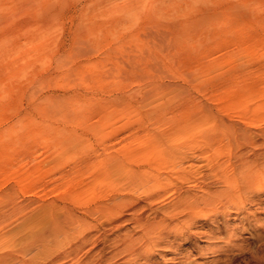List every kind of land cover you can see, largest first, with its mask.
Instances as JSON below:
<instances>
[{
  "label": "rangeland",
  "instance_id": "1",
  "mask_svg": "<svg viewBox=\"0 0 264 264\" xmlns=\"http://www.w3.org/2000/svg\"><path fill=\"white\" fill-rule=\"evenodd\" d=\"M241 127L264 129V0H0V242L95 236L126 198L84 238L102 264H264V163L252 187L238 165L264 135ZM209 193L220 210L145 251L131 215Z\"/></svg>",
  "mask_w": 264,
  "mask_h": 264
},
{
  "label": "bare ground",
  "instance_id": "2",
  "mask_svg": "<svg viewBox=\"0 0 264 264\" xmlns=\"http://www.w3.org/2000/svg\"><path fill=\"white\" fill-rule=\"evenodd\" d=\"M240 130H241V135L243 138L242 140L245 142V144H253L256 140V137H255L256 135H259V134L264 135V129H260V131L262 130V133H259L256 130H252L249 127H241ZM136 139H135L136 143L140 146H142V145L147 146L148 141H150V140H144L142 138H138L137 140ZM244 142H243V144H244ZM263 163H264V140L262 141V145L259 148H255V147L251 148L249 151L248 150L245 151V153L241 151L240 156H239V164L238 165H240L239 171H240V178H241L242 183H244L248 187L255 186V184L257 183V179L260 177V175H258V177H256V176L252 177L253 176L252 173H254L255 170H257L259 168V166L262 165ZM231 164H233V163H231ZM192 165H194V163L189 162V166H192ZM201 175H203V173H201V171H200V176ZM203 179H204V176H203ZM194 180H197V179L195 178ZM199 180H197V181H199ZM197 181L196 182L192 181L193 182L192 186H198L201 190L205 191L203 189V187H205L204 185H206L207 183L202 181V180H201L202 181L201 183H198ZM238 181H239V179H238ZM87 185H88V183H86V187H87ZM87 189H88V187H87ZM74 191H76V194L79 195L83 192V188H81V187L77 188L76 187ZM205 194L200 195V196L199 195L189 196L185 200L183 205L181 204L182 201H179V199H177L178 200L177 204L179 205V203H180V205H182V206L179 205L180 207H179V209H177V210L181 211L180 212V214L182 215L181 219H179L177 217L179 215H177V212L174 210V208H177L178 205L177 206L173 205V207H171L169 209L167 207V209H165V211L162 214H158L157 209L154 208L150 204V206L147 207L150 211H148V212L144 211V208H143L142 210H139L140 212L136 211V213L139 212L137 215L135 214L136 216H133L134 214L131 215L132 217L130 219H132L133 222L136 223L137 226H139L141 229V232H140L141 234L139 236H137L136 238H138L139 240H142L144 242V249H146L145 251L148 252V250L151 247L157 245L160 242L161 238L166 234V231H168V229L171 227L173 228V224H175L176 222H183L181 224H184V225L186 224V227H189L191 224H194V222L196 221V219L199 216L201 218L202 217L207 218V217H210L209 216V214H211L210 210L211 211L215 210L216 212L218 210H220V209H218L217 201L213 200V195H211V193H209V195H205ZM146 195H147L146 198H148V199L152 198L151 193L150 194L147 193ZM155 195H157V194H155ZM155 195H154V197H155ZM177 196L178 197L180 196L179 192L177 193ZM234 196H236V195L234 194ZM183 197H185V196H183ZM124 200H126V198H122L121 201H118V200L114 201L113 200L112 202H106V203L101 205V208H99V209H100V212L102 213V215L104 216V218H106V221H107L106 224L107 225H105V226L103 225L102 233L96 234L95 236H93V233H91L92 232L91 229H87V230L84 229V231L81 232L80 235H77L75 237V239L71 240L70 238H68L69 227H66L62 224H59V225H53L52 224V225L48 226L49 229L46 227H40L37 230L36 229L33 230V228H32L31 229L32 231L30 232V235H29V237H30L29 241L27 240L25 242H7L5 244H4V242H0V264H102L101 262H99L96 259V257L93 255V253L92 254H88V253L91 251V249L93 248V244H95V242H97L98 239L105 237L107 235L106 229H112V228L119 227L120 224L117 221L118 217L116 218V220L112 219L113 218L112 214L122 211V210L121 211H119V210L121 209L122 202ZM152 202H154V201L152 200ZM218 202L220 203V205L221 204H223V206L226 205L225 201L224 202L222 201V203H221V198L218 199ZM125 203H126V201H125ZM125 203L123 202L124 206L126 205ZM127 204H135V203H127ZM145 205L146 204H143L142 207H145ZM138 206L136 209L135 208L134 209L138 210ZM95 207H97V206H95ZM130 219H129V221H130ZM87 228H90V226H88ZM47 230H50V233L52 235L53 239L51 242L47 241V239L45 237V233ZM104 233H106V234H104ZM62 236L65 239L66 238H68V239H66L67 241H65L66 243H65L64 248L60 249V248H58V244L62 243L64 241ZM92 236L96 237V239H94V241L91 242V243H93L92 245L86 247L87 242L84 238H91L92 239ZM130 238L132 240V237H130ZM132 241H130V243H129V241L125 242L124 246L125 247L130 246L132 244L131 243ZM115 244H117V243H115ZM122 244L123 243H121V245ZM52 247L58 248V249H56V251L59 250L58 252H56L57 254L54 257L50 256V254H49V251L52 249ZM84 247H86V248H84ZM125 247H123V248H125ZM82 248H84L85 252H87L85 254V256L84 257H75L74 256L75 252L77 253V251L81 250ZM141 249L142 248H140V250ZM52 250H51V252H52ZM119 250L121 251V249H119ZM136 250H137V248H136ZM140 250H139V252H140ZM53 252H52V254H53ZM72 253H73V255L71 256V258H69L68 256ZM114 253H115V251H114ZM141 254H143V253H141ZM59 255L62 256V259H65L67 257L68 258L61 261V260L56 258ZM136 255H137V253H136ZM100 258H102V257L100 256Z\"/></svg>",
  "mask_w": 264,
  "mask_h": 264
}]
</instances>
